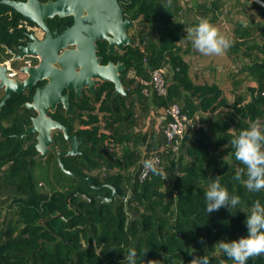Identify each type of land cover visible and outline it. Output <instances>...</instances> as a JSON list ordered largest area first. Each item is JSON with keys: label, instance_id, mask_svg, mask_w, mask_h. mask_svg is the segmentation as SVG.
Wrapping results in <instances>:
<instances>
[{"label": "trees", "instance_id": "1", "mask_svg": "<svg viewBox=\"0 0 264 264\" xmlns=\"http://www.w3.org/2000/svg\"><path fill=\"white\" fill-rule=\"evenodd\" d=\"M257 1L119 2L124 18L135 25L134 46L118 58L125 62L126 97L109 102L112 85L104 83L93 104L86 97L75 104L84 128L70 134L87 141L81 154L62 161L94 186L111 185L128 197L127 204L88 201L96 194L108 197L110 190H93L64 174L56 161L53 190L40 189L44 184L32 173L35 136L16 137L30 126L20 108L25 99L13 95L5 101L0 264H264V0ZM187 12L194 17L189 25L181 20ZM221 23L231 27L223 39L216 35ZM187 26L193 28L191 39ZM2 28L8 33L15 22ZM193 39L205 48L224 40L220 44L234 69L221 80L211 77L215 66L204 68L206 79L190 76L184 58L197 50ZM97 45L104 55L105 43ZM157 69L165 70V95L157 96L152 85L143 93V83ZM172 105L192 120L177 154L160 150L161 128L170 116L163 114L158 130H138L140 119L148 123L152 113ZM53 142L54 149L66 146L61 133ZM143 145L148 153L139 151ZM149 153L158 155L161 170L140 181L135 174ZM46 160H54L53 151Z\"/></svg>", "mask_w": 264, "mask_h": 264}, {"label": "water", "instance_id": "2", "mask_svg": "<svg viewBox=\"0 0 264 264\" xmlns=\"http://www.w3.org/2000/svg\"><path fill=\"white\" fill-rule=\"evenodd\" d=\"M121 0H56L55 3L36 6L43 14L52 17L71 16L74 23L71 28L66 29L61 34L55 35L51 39L48 32L43 43L36 45V49L27 45L20 48V55L35 56L39 55L40 63L37 67L22 70L27 73V78L21 83L9 80L6 77V69L0 66V88L3 96L0 100V109L6 99L12 93L19 95L23 89H30L31 84L38 78L46 76L48 84L42 89H38L33 97L31 104H25L29 110H35L38 114L31 119V124L25 127L24 131L17 136L18 139L35 134L37 152L36 160L43 159L53 145L52 133L61 132L63 139L68 143L66 150L56 153V162L59 169L66 175L87 181L92 186L90 178H83L77 174L69 172L63 164L62 158L78 155L80 141L75 136L68 134V129L60 123L46 117L47 109L54 110L57 104H61L65 115H72L68 103V93L73 92L75 101H79L82 96L81 91L86 89L89 93H95L94 87L103 83L113 84V92L109 102L118 95L126 97V89L122 87L120 72L124 70L123 63L116 65L108 62L105 66L100 65L101 58L96 56V42H105L107 55H115L116 51L121 52L124 47L134 46V40L127 35V29L133 26L129 19L124 18L123 11L119 6ZM12 7L24 18L36 22L45 29L42 21L29 9L30 2L20 5L13 2H4ZM50 45V50L48 49ZM67 46H75L74 49L66 50ZM43 47V48H42ZM46 47V50H44ZM40 48V49H39ZM61 48L65 50L57 56V51ZM39 50V51H37ZM56 62L58 69L51 68L49 63ZM66 93L61 96V93ZM93 187V186H92ZM111 189L112 187H107ZM115 192L109 199L103 202H110ZM79 195V194H75ZM86 199L85 196H82ZM68 201V198L66 199ZM92 202L93 199H88Z\"/></svg>", "mask_w": 264, "mask_h": 264}, {"label": "flooded vegetation", "instance_id": "3", "mask_svg": "<svg viewBox=\"0 0 264 264\" xmlns=\"http://www.w3.org/2000/svg\"><path fill=\"white\" fill-rule=\"evenodd\" d=\"M4 2H7V3L13 2V3L20 4V5H25L26 3L30 2L29 9L34 14V17H37L38 19H40L42 21V24L45 26V29L43 27H41L40 25H38L36 22L30 21V20L24 18L18 12H16L12 7H10L8 4H6ZM55 2H56V0H0V66H3L6 69V77L9 80L21 83L28 76V74L23 73L22 70L37 67L38 64L40 63V58L38 57L39 55L19 57L20 48H25V47H27V45H30V47H32L33 49H36L37 48L36 45L40 46V43H43V40L45 39L48 32L50 33V36L52 39L53 37H55V35H51V34L56 33L59 35L62 32H64L66 29H69L72 27L74 20L71 16L59 17L57 15H53L52 17H49V16L43 14L42 12H40V10H37V8H36L37 5L42 6V5H47L49 3H55ZM7 22H15V28H9L8 33L4 32L3 28H2L3 26H6ZM130 30H131V28L127 29V35L130 33V32H128ZM4 38L7 39V41H5ZM98 43H103V42H96V46L98 49L96 52V56L101 58L100 65L105 66L108 62H111L114 65H116L117 63H123L124 64V70L120 73L122 75L121 84H122V87L125 88V86L123 85L124 73L126 71L125 62L122 60H119L118 58L122 55V53H124L126 47H124V49L121 52L116 51L115 55H107L106 43L104 42L105 43V50L103 52L104 55L103 54L99 55L100 50H99V47L97 45ZM74 48H75V46H67L66 50L74 49ZM44 50H46V47H44ZM47 50H50V45H48ZM64 50H65V48H61L60 50H58L57 56L60 55ZM37 51H39V50H37ZM49 66L51 68H54V69L59 68V66L56 62L49 63ZM47 84H48V78L46 76H42L41 78L36 79L34 81V83L31 84L30 89H23V91L19 95L12 93L9 97V98H11L13 95L24 97L25 103L20 105V108L25 109V115H27V117L30 119V124H31V119L36 117L38 113L35 110L34 111L29 110L27 107H24V105L25 104H31L36 91L38 89H42ZM103 84H101L99 86L96 85L94 87V90H95L94 94L93 93L91 94L86 89H83L81 91L82 96L79 98V101H75L74 93L69 92L68 93V103L70 106V112L73 113L72 115L66 116L65 111L62 108V105L57 104L53 111L50 109H47L46 117H49L51 120L56 121V122L60 123L62 126H64L65 128H67L68 134L70 136H75V134L74 135L70 134V129L73 133L77 130H83L84 127L80 125L78 118L75 116L77 111L74 109V105L79 104L81 102V100L85 97L88 99H91V101L89 103L93 104V99L96 96V90L99 89ZM106 84H108V83H106ZM109 84H111V83H109ZM111 85H112V89H113V84H111ZM112 92H113V90L111 91V94H112ZM65 93H66V91L62 92L61 96H63ZM2 96H3V92H2V89L0 88V100H1ZM4 104H5V102H4ZM59 108L62 111L57 112ZM1 109H0V112H1ZM27 111L29 112V115H28ZM60 113H61L60 116H62V118L58 117ZM17 115H18V113H17ZM67 118H73V121L67 122V120H66ZM66 125H70L71 128L69 126L67 127ZM57 133H61V132L54 131L53 135H55ZM33 135L35 136V134H33ZM17 136L18 135H16V137ZM75 137H76L77 141H80V145L78 147V153L81 154L80 153L81 146L87 140L85 137H81V138H78L77 136H75ZM62 138H63V136H62ZM64 142H65L66 146L63 145L62 148H60V149H54L53 145L49 148V152L47 153V155L51 151H53L54 160H51V161L46 160L47 155L43 159H40V161H44L47 164L49 171H51V169H53V166H54L53 164L56 161V153L63 151V150H66L68 148L69 144L66 143L65 140H64ZM53 144H54V142H53ZM36 156H37V154L34 156V159ZM35 161H37V160L35 159ZM56 164H57V162H56ZM33 172L34 171L32 170V173ZM109 172L112 173V170H110ZM135 177H136V174H135ZM83 178H88V177H83ZM92 186H90V187H92L93 190H95V191L101 190L103 188H107L108 186L112 187L111 185L94 186L93 184H92ZM108 190H110V194L108 197H104L102 194H96V195H93L90 199L97 200V202L99 204L106 203V202L102 201L103 198L109 199V197H111L112 193L115 192V194L112 198V201L119 202V200H121V201L125 202V204L128 203V197L122 198L116 192V190L114 188H113L114 191H112L111 189H108ZM112 201H110V202H112Z\"/></svg>", "mask_w": 264, "mask_h": 264}, {"label": "rangeland", "instance_id": "4", "mask_svg": "<svg viewBox=\"0 0 264 264\" xmlns=\"http://www.w3.org/2000/svg\"><path fill=\"white\" fill-rule=\"evenodd\" d=\"M235 19H237V20H243V18L241 17V16H237V17H235ZM225 24V25H224ZM221 23L220 25H218L217 27H216V32H217V34L216 35H219L220 36V38L221 39H223L224 37H225V35H229L230 34V30H231V27L229 26V25H227L226 23ZM246 25H247V23H246ZM134 27V26H133ZM132 27V28H133ZM131 28V30L130 31H128V32H130V33H132V31H133V29ZM194 43L196 42L195 40L193 41ZM224 42V40L223 41H220L219 43H217L216 45H208V49H209V52L205 55V58L207 59V58H210V63L208 62V60H205L204 58L203 59H199L197 56H198V54L196 53V54H192L191 55V53H188L186 56H185V58H184V60H185V62H187V64L189 65V74H190V76H192V77H197V75L198 74H196V72H194V71H196L197 70V64H199V62H201V65H202V67L200 68V71L203 69V68H210V69H212V67L211 66H213V64H225V67H224V69H220L219 68V71L217 72V73H214L215 74V76H216V78H218V79H220V78H224V76H225V73L228 71V70H230V69H234V64L231 62V60H232V58H229L228 56H227V54H226V52H225V50H224V48L222 47L223 45L222 44H220V43H223ZM183 45V43L182 42H177V45ZM206 50H207V47H206ZM194 56V57H193ZM195 57H197L198 59H196ZM189 59V60H188ZM240 61H242L241 60V58L240 59H238V61L237 62H240ZM196 65V66H195ZM207 65H209V66H207ZM214 67V66H213ZM221 68H222V66H221ZM229 68V69H228ZM195 69V70H194ZM130 73L131 72H129V74H128V76H130ZM206 75V74H205ZM23 77V76H22ZM197 81H198V79H197ZM164 114V113H163ZM153 113L151 114V118H153ZM160 116V115H159ZM140 121H142L141 122V124H140V126H139V132L141 133V131L143 132V130H146L148 133H150V130L151 129H154V130H158L157 129V127H158V123L156 122V120L155 119H151V121L150 122H148L147 123V125L146 124H144V119L143 120H141L140 119ZM139 121V122H140ZM143 124V125H142ZM145 149V150H144ZM148 148H147V146L146 145H143V147H141V149L139 150L140 152H141V154L142 153H144L145 151H146V153H148V150H147ZM151 153V152H150ZM149 153V154H150ZM141 156V155H140ZM54 162V161H53ZM33 176H34V178L35 179H38V180H40L41 181V183L43 182V184H44V187L43 186H41V188L40 189H42V190H53V188L51 187L50 188V186H49V181L50 180H52V177H51V175L53 174V173H56L57 172V170L56 169H54V167H53V169H52V174H51V171H49V168L47 167V164L44 162V161H40V160H37V161H35V163H34V166H33ZM50 174V175H49Z\"/></svg>", "mask_w": 264, "mask_h": 264}, {"label": "built area", "instance_id": "5", "mask_svg": "<svg viewBox=\"0 0 264 264\" xmlns=\"http://www.w3.org/2000/svg\"><path fill=\"white\" fill-rule=\"evenodd\" d=\"M165 70L157 69L151 73V79L149 82H144L143 93H147V86L152 85L151 91H154L156 95L163 96L166 93V83L164 80ZM164 115L170 116L169 121L165 126L161 128V134L164 137V143L160 147V150L169 149L173 153L177 154L179 151V140L182 139L186 133L187 128L191 126L192 120L186 115L181 114L177 105H172L166 111ZM161 170V160L156 154H149V157L141 163V167L138 171V179L140 181L148 178L149 174Z\"/></svg>", "mask_w": 264, "mask_h": 264}, {"label": "crops", "instance_id": "6", "mask_svg": "<svg viewBox=\"0 0 264 264\" xmlns=\"http://www.w3.org/2000/svg\"><path fill=\"white\" fill-rule=\"evenodd\" d=\"M251 1H254V0H251ZM257 0H255V2H256ZM258 2V1H257ZM260 2V1H259ZM264 5V4H263ZM193 16H191L188 12L187 13H185V14H183L182 15V18H181V20L182 21H184V23H186V24H188L189 25V23H190V21H192L193 20ZM135 26V25H134ZM134 28V27H133ZM132 28V29H133ZM135 29H137V28H135ZM186 30H187V33H189V38L191 39V38H193V36H194V34H193V28H192V26H187V28H186ZM133 32V31H132ZM129 36H131L132 37V33H129L128 34ZM195 39H193V41H194ZM195 45H197V50L194 52V53H192V51L191 52H188V53H191V55L193 54H198V58L199 59H205V60H208V62L210 63V58H205V55L209 52V49H207L206 50V48H205V44H204V42H202V43H195ZM207 48H208V46H206ZM194 57V56H193ZM197 57H195L196 59H198ZM189 60V59H188ZM196 66V65H195ZM207 66H209V65H207ZM213 66H215L216 67V69L219 71V68L222 70V69H224V67H225V64H213ZM213 66H211L212 68H213ZM221 66H222V68H221ZM197 70L196 71H194V72H196V74H198L197 75V77L198 78H203V79H206V77H208V72L207 71H204V68L200 71V68L202 67V65H201V62H199V64H197ZM218 67V68H217ZM206 69V68H205ZM207 69H210V68H207ZM229 69V68H228ZM195 70V69H194ZM203 71V72H202ZM206 74V75H205ZM211 77H213V78H216V76H215V74H213V75H211ZM212 78V79H213ZM219 78V77H218ZM217 78V79H218ZM211 79V80H212ZM222 78H220V80H221ZM250 86H254V83H251L250 84ZM160 115V116H159ZM153 116V118L156 120V122L159 124V121H160V119L161 118H163V111L162 110H159V111H157V113H156V115H152ZM150 117H151V115H150ZM144 122V124H146L147 125V121H143ZM52 135H53V133H52ZM53 137V136H52ZM143 147V146H142Z\"/></svg>", "mask_w": 264, "mask_h": 264}, {"label": "clouds", "instance_id": "7", "mask_svg": "<svg viewBox=\"0 0 264 264\" xmlns=\"http://www.w3.org/2000/svg\"><path fill=\"white\" fill-rule=\"evenodd\" d=\"M132 23H133V22H132ZM133 26H134V23H133ZM133 26H132V27H133ZM132 27H131V28H132ZM148 157H149V155H147V156H145V157L143 156V157L141 158L140 163H139V164H140L139 167H141V163H142L144 160H146ZM138 169H140V168H138ZM136 177H138V171L136 172Z\"/></svg>", "mask_w": 264, "mask_h": 264}]
</instances>
